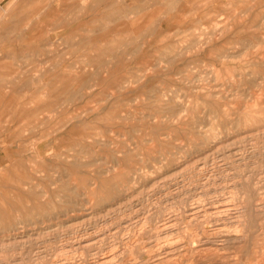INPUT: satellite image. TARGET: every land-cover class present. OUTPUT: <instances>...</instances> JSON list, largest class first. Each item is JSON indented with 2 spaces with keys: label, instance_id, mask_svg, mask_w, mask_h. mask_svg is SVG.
<instances>
[{
  "label": "rangeland",
  "instance_id": "rangeland-1",
  "mask_svg": "<svg viewBox=\"0 0 264 264\" xmlns=\"http://www.w3.org/2000/svg\"><path fill=\"white\" fill-rule=\"evenodd\" d=\"M10 1L0 264H264V0Z\"/></svg>",
  "mask_w": 264,
  "mask_h": 264
},
{
  "label": "bare ground",
  "instance_id": "bare-ground-1",
  "mask_svg": "<svg viewBox=\"0 0 264 264\" xmlns=\"http://www.w3.org/2000/svg\"><path fill=\"white\" fill-rule=\"evenodd\" d=\"M16 198V197H15ZM74 206V205H73ZM234 216V215H233ZM65 218V217H64ZM72 226V225H71ZM83 232V231H82ZM81 241H85V240H77L76 242L77 243H81ZM90 247V246H89ZM82 248V247H81ZM170 251V250H169ZM120 254V253H119ZM225 254V253H224ZM229 254V253H228ZM93 255H94V253H93ZM111 254L109 253V256H110ZM117 255V253H115V256ZM221 255V254H220ZM233 255H234V253H233ZM95 256V255H94ZM108 255L107 254H105V253H103V255H101V257H100V259H99V263H101V264H107V263H109V258L107 257ZM112 256V255H111ZM224 256V255H223ZM222 256V257H223ZM231 256H232V254H231ZM92 257V256H91ZM96 257V256H95ZM221 257V256H220ZM228 257V256H227ZM68 258V257H67ZM66 258V259H67ZM115 258V257H114ZM118 258V257H117ZM216 258V257H215ZM231 258V257H230ZM217 259V258H216ZM212 260V259H211ZM220 260V259H219ZM218 259H217V261H219ZM227 260V259H226ZM54 261V260H53ZM72 261V260H71ZM96 261V260H95ZM115 261H116V259H115ZM215 261V260H214ZM113 261L111 260V263H112ZM221 262V261H220ZM223 262V261H222ZM228 262V261H227ZM230 262H232V261H230ZM237 262H239V261H237ZM55 263V262H54ZM59 263H61V262H59ZM63 263V262H62ZM72 263V262H71ZM110 263V264H111ZM223 263H226V262H223ZM222 263V264H223ZM229 263V262H228ZM50 264H52V263H50ZM73 264V263H72ZM113 264H114V262H113ZM227 264V263H226Z\"/></svg>",
  "mask_w": 264,
  "mask_h": 264
},
{
  "label": "crops",
  "instance_id": "crops-1",
  "mask_svg": "<svg viewBox=\"0 0 264 264\" xmlns=\"http://www.w3.org/2000/svg\"><path fill=\"white\" fill-rule=\"evenodd\" d=\"M11 4H12V1L9 0L5 6L0 7V17H3L4 20L11 17V14H12V11L10 10ZM41 22H42V20L39 21V23H41Z\"/></svg>",
  "mask_w": 264,
  "mask_h": 264
}]
</instances>
